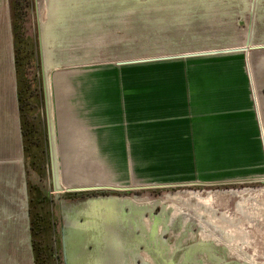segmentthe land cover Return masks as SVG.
<instances>
[{"label": "rangeland", "instance_id": "obj_1", "mask_svg": "<svg viewBox=\"0 0 264 264\" xmlns=\"http://www.w3.org/2000/svg\"><path fill=\"white\" fill-rule=\"evenodd\" d=\"M29 3L25 30L36 44L39 64L29 77H36L41 86L39 112L45 121L46 165L41 176L25 161L16 97L12 10L10 0H0V264H35L28 183L36 185L46 198L43 237L58 253L54 264H113V260L117 264L122 250L132 251L134 245L137 253H146L158 264H194L196 260L199 264H264V184L260 182L128 193H57L38 38L40 23L53 127L63 97L65 105L71 104L66 120L70 117L68 121L77 125L75 111L79 106L92 110L94 73L125 70L116 66L118 62L242 47L250 28L254 31L253 45H264V0L256 1L253 16L252 0ZM245 58L253 73H264V50L214 55L194 62H198V71L226 72L223 61L235 59L239 69L231 71L249 73ZM105 64L110 67H101ZM79 147L86 151L78 155L77 146L63 140L59 153L55 143L58 188L125 187L130 183L122 162L93 160L92 146ZM110 181L113 184H107ZM64 238L67 259L63 256ZM137 259V264H142Z\"/></svg>", "mask_w": 264, "mask_h": 264}, {"label": "crops", "instance_id": "obj_2", "mask_svg": "<svg viewBox=\"0 0 264 264\" xmlns=\"http://www.w3.org/2000/svg\"><path fill=\"white\" fill-rule=\"evenodd\" d=\"M207 57L95 72L92 110L79 106L77 125L66 120L71 104L64 97L57 106L58 151L63 140L78 155L86 151L79 145L89 144L93 160L122 162L130 180L125 188L262 183L264 73L231 71L239 69L235 59L223 61L226 72L198 71L194 61ZM133 249H123L117 264H137V256L142 264H158Z\"/></svg>", "mask_w": 264, "mask_h": 264}, {"label": "trees", "instance_id": "obj_3", "mask_svg": "<svg viewBox=\"0 0 264 264\" xmlns=\"http://www.w3.org/2000/svg\"><path fill=\"white\" fill-rule=\"evenodd\" d=\"M12 10L13 47L16 72V97L23 141L25 161L31 170L43 176L46 165V131L43 113L39 112L41 86L37 78L31 79V69L38 67L36 44L25 30V11L29 0H10ZM30 194V230L33 238L35 264H54V249L43 237L46 233L44 217L46 198L39 189L28 183ZM46 213V212H45ZM46 226V224H45Z\"/></svg>", "mask_w": 264, "mask_h": 264}, {"label": "water", "instance_id": "obj_4", "mask_svg": "<svg viewBox=\"0 0 264 264\" xmlns=\"http://www.w3.org/2000/svg\"><path fill=\"white\" fill-rule=\"evenodd\" d=\"M256 1L252 0L251 5V16L254 14V9L256 7ZM39 30V53H40V62H41V70H42V79H43V92L45 98V105H46V123H47V133H48V146L50 152V160H51V170H52V179L54 184V189L57 193H84V192H96V191H117V192H130L135 190H146V189H154V188H170L176 186H145V187H114V186H87V187H73L62 189L58 188V181H59V167L55 160V129L53 127V119L50 114V90H49V78L47 76V68L45 67V53H44V46H43V38L41 32V25H38ZM254 31L252 28L249 29L247 34V40L245 45L242 47L237 48H226L222 50H215V51H206V52H196V53H187V54H178V55H169V56H160V57H153V58H143V59H134V60H126L122 62H118L119 66L124 65H136V64H144V63H152V62H161V61H170V60H179V59H190V58H199V57H207V56H214V55H226V54H234V53H245L248 55L249 51H257V50H264V45L261 46H254L253 39H254ZM264 184V181L262 182ZM189 186V185H188ZM78 235V233H76ZM80 236V235H79ZM65 238L64 241V254L65 258L67 259V252H66V242Z\"/></svg>", "mask_w": 264, "mask_h": 264}, {"label": "flooded vegetation", "instance_id": "obj_5", "mask_svg": "<svg viewBox=\"0 0 264 264\" xmlns=\"http://www.w3.org/2000/svg\"><path fill=\"white\" fill-rule=\"evenodd\" d=\"M33 185V184H32ZM34 186H36V185H34ZM37 187V186H36ZM38 188V187H37ZM39 189V188H38ZM130 192H132V191H130ZM128 193V192H127ZM31 231V230H30ZM62 247H63V256H64V241L62 242ZM53 249H54V259L57 257V255H56V253H57V251H56V249L53 247ZM58 254V253H57ZM141 261V260H140ZM195 263L194 264H199L198 262H197V260L196 261H194ZM201 264H203V263H201Z\"/></svg>", "mask_w": 264, "mask_h": 264}, {"label": "bare ground", "instance_id": "obj_6", "mask_svg": "<svg viewBox=\"0 0 264 264\" xmlns=\"http://www.w3.org/2000/svg\"><path fill=\"white\" fill-rule=\"evenodd\" d=\"M249 52H250V51L248 50L247 53L249 54ZM248 64H249V70H250V73L253 74V72H252V68H251L250 63H249V60H248Z\"/></svg>", "mask_w": 264, "mask_h": 264}]
</instances>
